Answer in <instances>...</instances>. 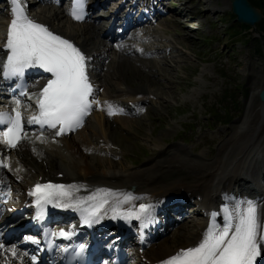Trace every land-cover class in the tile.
I'll return each mask as SVG.
<instances>
[{"label": "bare ground", "instance_id": "1", "mask_svg": "<svg viewBox=\"0 0 264 264\" xmlns=\"http://www.w3.org/2000/svg\"><path fill=\"white\" fill-rule=\"evenodd\" d=\"M7 1L6 7L0 6V14L7 17L9 22H11L13 18L12 4L11 0ZM140 1H143L146 5L141 6L142 12L139 17H136L134 10L138 7ZM156 1H159L162 6L167 0H135V3H133L135 7L130 9L129 13L123 18L122 23L130 24L148 20L150 15L154 13L152 10L155 8L154 4ZM216 1L207 0V3L214 4ZM23 2L26 3L24 0ZM43 2L48 3L47 0ZM127 3H125L123 8L128 5ZM173 13L175 17L171 18L170 15L165 17V21L170 22L176 29L184 30L187 33L190 32L191 29H185L187 24L191 22V18L187 16L186 12L182 11L181 7H177ZM66 16L65 9L58 8L50 11L45 6L40 12H36L33 17L48 25L52 30L71 39L86 53L96 84V98L101 101L103 108H105L103 109L105 114L101 118L98 117L99 120L90 128L92 136H80V132L85 127L76 133H80L78 135L80 136L79 139L67 140L71 135L61 139L50 135H40L39 137L37 135V138L31 144H27V148H30L29 150L15 153V161L24 162L37 173L33 175L32 181L29 179L28 189L30 193L34 190V186L37 183L71 185L74 186L72 188L73 199L68 202L75 205L76 201L86 199L94 193L98 196L105 195L104 192H98L97 190H110L108 199L113 205L116 201L122 202L121 213L139 211L140 204L151 205L152 207L147 216L142 217L141 220H143L154 215L159 210V201L166 193L174 192V190L184 191L183 193L189 199L195 198L194 202L202 206L206 210V214L203 217L196 218L197 220L193 226L194 230L191 227L192 225L190 226L191 228L185 229L184 224H178L177 230L179 228L184 230L182 233L183 239H180L182 241L172 240L169 237L170 235L163 234L164 231L156 235L153 234L152 229L156 230L159 227L154 218L145 223L144 230L153 241L146 247L145 251H139L138 255L147 257L150 264H161L163 259L177 253L180 249H186L198 244L210 226L211 219L219 211V206L224 198L237 200L238 198L257 196L260 201L259 208L262 220H264V191L257 190V188L256 190L254 189L257 186L258 178L261 176L259 162L262 158L264 159V103L259 96L260 91L264 89V80L262 79V84L257 85L253 89L242 121L234 128L232 134L220 143L219 153L211 161L203 160L198 152L195 156L196 158H193L187 150L173 148L171 150H163L157 156L150 157L149 163L140 170L134 171L116 167V164L119 163L117 161V153L122 151L123 157H126V155L122 147L118 148V144L114 141L116 138L112 136V133L120 132L124 134L123 132L130 129L131 122L121 114L109 115L107 107L113 104L111 109L117 111L116 104L119 101L139 102L140 100H147V86L151 84V80L154 79L156 74L152 71L143 74L141 68L130 69V64L134 63L142 68H148L150 62L154 63L156 59L150 58V60H147L145 57L147 50L140 49L136 45L131 44V47H124L126 43H131L128 41H123L119 44V55L115 53L112 56L110 51L113 47L109 46L110 41L98 29L99 25H104L102 18H98L86 25L72 23L76 25L77 29L75 28V30L68 29L66 25L63 26L57 22ZM116 16L117 13L115 12L112 14L111 19ZM138 31L139 28L133 32V36L137 35ZM4 59L5 57H2L0 53V64L4 62ZM128 65L129 67H127ZM105 66H107L108 73L102 75L101 70ZM123 69L128 70V74L131 73L133 77L142 79L141 84L143 83L145 86L133 87L127 80L128 82L124 81L126 84L125 88L111 89L112 82L109 84L110 82L107 81L110 79L111 73L109 72L113 71L114 76L120 79L126 75L122 74ZM131 74L129 75L131 76ZM111 76L113 75L111 74ZM104 83L111 86H105ZM37 88L38 84L34 82L31 89ZM100 123L104 124L103 129L97 125ZM116 128H119V130ZM95 142L98 143V146L95 145ZM119 149H121L120 152H118ZM15 150L18 151V147L13 151ZM193 150L196 152L194 147ZM8 152L9 150L0 143V157L7 156ZM46 152H59V155H57L58 153L50 155ZM98 152H103V154ZM53 156L57 159L56 166L50 163L52 160H44V158H53ZM103 159H106V161L110 159L111 161L109 160L110 163H108ZM50 167L54 169L50 170ZM178 171L183 175L175 179ZM6 172L8 173V171ZM6 172H3V175L6 178L13 179V176H8ZM167 172H175L173 175L170 174L175 177L166 181L164 178ZM125 196H130L132 199L124 202ZM27 198L28 196L24 195L20 205L28 210L32 203L28 202ZM29 198L31 200V194ZM105 207L107 211L102 215V218L113 215L111 208L107 205ZM183 209L184 205L181 202L172 204L171 208L166 209V219H170V214L173 212L182 214ZM131 218L134 219L135 217ZM98 229L103 231L101 227ZM10 248L0 249V264H17L23 261L21 253L17 250L19 255L13 257L11 252L7 251Z\"/></svg>", "mask_w": 264, "mask_h": 264}, {"label": "rangeland", "instance_id": "2", "mask_svg": "<svg viewBox=\"0 0 264 264\" xmlns=\"http://www.w3.org/2000/svg\"><path fill=\"white\" fill-rule=\"evenodd\" d=\"M3 1L0 0V6ZM114 1L109 4V8L114 3H120V0ZM178 1L170 0L168 6L176 7ZM191 1L195 8L192 12L186 13L191 22L185 27L191 29L190 32L176 29L170 22L164 20L159 23H148L146 30L139 35H143L139 45L150 50L147 60L150 58L156 60L154 63L150 62V65L147 64L148 68L131 63L130 69L141 68L143 74L152 71L156 75L147 86L148 99L143 102V108L137 114L125 116L131 122L130 129L121 131L124 134L112 133L118 148L122 147L126 155L123 157L121 149L118 150L121 152L117 153L119 163L116 167L140 170L149 163L150 157L173 148L187 149L193 158H196L198 152L203 160L211 161L218 155L220 143L227 139L242 121L253 89L262 84V79L264 80V0H251L263 14L256 28L238 22L230 0H217L214 4L207 3V0ZM45 6L47 8L48 4H37L36 8L42 9ZM52 10L50 7V11ZM172 17H175L174 13L171 14ZM62 19L60 20L63 26L75 28L67 19ZM2 23L3 15L0 14V36ZM138 37L132 38V41H136ZM155 49L158 53L154 52ZM123 70L122 74L126 75L120 79L114 76L113 71L109 72L114 76L110 74L111 80H107L109 84L112 82L111 89L125 88L124 81H129L133 87L145 86L141 84L142 79L129 73L131 77L128 70ZM104 73L106 71H103ZM109 84L104 83L105 86ZM121 105L125 108L124 103L119 104ZM99 108L98 106L88 127L80 134L81 137L92 136L90 127L103 117ZM97 125L104 128V124ZM80 136L72 137L79 139ZM187 141L189 143H186ZM24 144L20 145V149L29 150ZM97 144L95 142L96 146ZM46 153L59 155V152ZM8 155L11 158L12 155ZM44 160H52L50 163H53V166L57 165L54 156ZM109 160L106 162L110 163ZM7 170L14 177V185L21 194L28 193L27 183L29 179L32 181L33 175L37 174L36 171L24 162L13 159L8 163ZM174 173H165L164 179L168 181L174 178L175 176H171ZM176 173L175 179L183 175L179 171ZM30 176L32 177L29 178ZM259 184L264 189V179L259 180ZM190 226L193 228L194 222L184 224L185 229L191 228ZM183 231L179 228L177 232H170L169 237L182 241L180 239ZM134 264L148 263L145 260L136 262L135 259Z\"/></svg>", "mask_w": 264, "mask_h": 264}, {"label": "snow or ice", "instance_id": "3", "mask_svg": "<svg viewBox=\"0 0 264 264\" xmlns=\"http://www.w3.org/2000/svg\"><path fill=\"white\" fill-rule=\"evenodd\" d=\"M11 4L13 18L7 31V54L0 65L3 77L22 80L27 69L36 67L52 75L39 93L38 114L30 116L27 123L40 124L42 127L47 125L52 129L59 126L56 135L80 127L93 103H99L90 99L93 85L87 74V57L70 40L54 34L47 26L31 19L24 11L21 0H11ZM77 7H83V0H75L71 13L75 19H83ZM24 94L21 92V95ZM15 103L17 107L14 116L0 112V124L5 125L4 130H0V141L9 148H15L23 138L24 121L20 99H16ZM113 114L115 112L109 105V115ZM73 187L36 184L30 194L36 197V204L40 209L47 204L65 208L78 207L85 213L84 223L89 225L106 213V205L111 208L113 219L122 215L125 220L146 217L152 207L140 204L139 211L121 213L122 202L116 201L113 205L108 199L110 190H97L105 195L98 196L94 193L86 199L76 201L74 205L68 202L73 199ZM131 199L130 196H125L124 202ZM224 212L223 226L212 223L198 244L180 249L163 259L161 264H257L264 247V220L258 204L253 200L235 201L231 208L226 205ZM59 235L67 237L70 233L62 230ZM26 239L34 244L40 242L33 237ZM3 248L5 245L0 244V249ZM84 248L85 245H79L81 252ZM7 251L13 257L19 255L15 245ZM32 261L35 264V256Z\"/></svg>", "mask_w": 264, "mask_h": 264}, {"label": "water", "instance_id": "4", "mask_svg": "<svg viewBox=\"0 0 264 264\" xmlns=\"http://www.w3.org/2000/svg\"><path fill=\"white\" fill-rule=\"evenodd\" d=\"M230 2L233 12L237 15L240 23L254 27L257 23L261 22L263 15L250 0H230ZM260 98L264 103V90L261 91Z\"/></svg>", "mask_w": 264, "mask_h": 264}]
</instances>
